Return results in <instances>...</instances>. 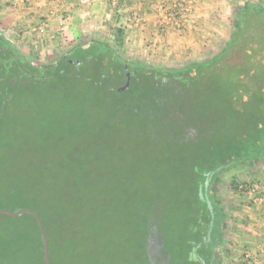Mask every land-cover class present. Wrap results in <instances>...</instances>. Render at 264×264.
Returning <instances> with one entry per match:
<instances>
[{"label":"trees","instance_id":"trees-1","mask_svg":"<svg viewBox=\"0 0 264 264\" xmlns=\"http://www.w3.org/2000/svg\"><path fill=\"white\" fill-rule=\"evenodd\" d=\"M124 46V31L115 29L110 45L91 43L79 51L80 57L70 53L56 65L37 67L0 37V80L5 81L4 88L0 83V132L25 94L49 99L57 91L65 102L72 97L82 114L95 108L97 112L86 116L93 123L99 121L102 132L120 127L130 132L132 128L142 139L146 137L143 128L158 130L154 137L170 150L171 158L165 161L171 160V173L166 178L151 173L166 191L157 184L153 192L147 191L145 204L135 207L136 190L125 188L116 194L115 189H107L109 184H128L122 183L120 166L98 171V178L91 181L98 189H86L88 184L80 183V190L66 192L60 207L41 198L38 179L15 180L7 187V200L0 199V209L29 208L37 213L48 237L51 264H218L217 243L224 218L220 204L209 196L214 181L219 172L237 163L264 158V63L258 61L264 53V6L240 0L224 49L189 66L161 67L128 60ZM128 73L130 87L119 92ZM9 133L7 129L13 137ZM190 133L194 140L186 139ZM59 142L48 144L59 148ZM179 159H183L180 169ZM216 162L201 172L199 163L204 168ZM64 164H60L62 170ZM171 176L176 182L170 183ZM106 195L118 201L116 209L111 207L114 202L105 204L110 202ZM0 196H4L2 189ZM173 241L183 254L178 249L170 254ZM0 264H46L42 234L31 214L0 215Z\"/></svg>","mask_w":264,"mask_h":264},{"label":"rangeland","instance_id":"rangeland-1","mask_svg":"<svg viewBox=\"0 0 264 264\" xmlns=\"http://www.w3.org/2000/svg\"><path fill=\"white\" fill-rule=\"evenodd\" d=\"M239 1L224 0L230 12V15L228 14L229 22L226 23V27H223L224 32L227 33V40L231 37L234 29L235 9ZM252 1L261 3L264 6V0ZM177 3V0H174L171 5H167L164 2L161 3L160 11L162 16L160 24L158 23L160 29L164 26H171L178 31H183L188 28L194 1L191 9L189 7L190 12L186 16L187 23L184 28L176 27L173 20L175 13L178 11L176 8ZM165 21L168 22L166 23ZM250 25L252 26V24ZM224 39L221 40L223 41ZM222 41H219L217 49L208 46L207 51L199 59L188 60L187 63L190 64L177 62L175 63L177 65L172 68L189 66L214 57L224 49L227 43L225 40L224 42ZM20 54L25 56L22 51H20ZM124 56L128 60L135 62L143 61V58L139 59V56H133L127 51H125ZM28 58L25 56V59L29 61ZM258 61L259 63H264V53ZM9 62L11 63V60ZM147 64L151 65L150 62ZM7 68V65H5L3 69V76L6 78ZM8 75L15 76L14 74ZM0 83H2V88H4L5 81L0 80ZM53 95L54 97L43 99L39 95L25 94L12 112V118L8 126L6 125L3 128V132H0V189L4 193V196H0V199L7 200L5 192L7 193V187L15 180V183H17L18 179L35 178L40 181L41 198H46L50 201L53 200V203L60 207V200L65 197L66 192H70L73 189L80 190L81 188L78 187L80 183H87L88 186H86V189H98L97 185L91 183V181L98 178L96 176L98 171L102 172L103 169L107 172L109 170L114 171L116 168L122 166V170H120V176L123 175L122 179H124L122 183L128 184L126 186L119 184L120 187L109 184L107 189L112 191L115 189L114 193L116 194L123 193V189L125 188L131 192L136 190L132 202L136 205H132L142 207L146 201L147 191L153 192L157 184H162L161 181H158L159 176L166 178L171 173V165L169 164L171 160L165 161L167 157L171 158L170 150H165L166 147L163 145L166 144H161L164 141H159V138L155 139L154 137L158 136V130L152 131V129L147 127L143 128L142 131L147 138L144 137L142 139L134 134L135 132L132 128L128 129L130 132L121 129V127L119 129H105L102 132L98 129L100 128L99 121L97 124L95 122L93 123L86 116L97 112L95 108H89V110L93 109L95 111L92 110L89 113L82 114V110L79 112L76 103H73L72 97L65 102L62 97L63 94H59L56 91ZM78 97H81V95ZM109 99L111 100V97ZM221 102L223 103L224 100L222 99ZM17 119L25 121L26 123L16 125L15 121ZM148 125L151 126L150 124ZM7 129L10 133H13V137L7 134ZM149 136L150 139H148ZM153 138L154 140H152ZM186 139L194 140V134L190 133ZM58 140L62 146L59 148H50L48 141L54 143ZM203 141H205L204 138ZM47 148H49V151H47ZM62 154L63 156L61 157ZM59 161H63L66 165ZM180 161H183V159H179L177 162L179 169ZM196 161L200 162L198 158H196ZM261 162H264L263 158L261 160H255L254 163L261 166ZM116 163L118 165H115ZM60 164H64L63 170L65 169V171L60 168ZM199 164L201 172H204L209 170V166L217 165V162L210 163L204 168L201 166V163ZM243 164L237 163V165L231 166L228 170L219 172L214 181L213 189L209 193V196L213 195L218 204H223L224 207L226 206L225 209H227L228 204L233 202L230 201V195L234 196L237 194L240 196L237 197L238 200L243 199L245 193L239 190L241 185H259L262 189L261 181L249 179L250 176H247V171H244L242 168ZM254 168L256 170L258 167L255 166ZM151 171H156L158 178L156 175L154 178V174ZM172 178L175 177L171 176V179H169L171 181L170 183L176 182L177 179ZM113 180L114 182L116 181L115 178ZM162 189L166 191V187L163 184ZM230 192H233V194H230ZM107 193L112 194L111 191H107ZM106 197L110 202L105 204L111 205L114 202L111 207H113L112 209H116L118 201L113 200L112 202L114 198L111 195H106ZM121 204L122 202L120 201ZM108 210L110 211V207H108ZM218 220L220 222V218ZM116 221H113V223H117ZM180 247L176 241L175 243L173 241L169 251L170 254L174 255L173 250L178 249L179 251L181 250ZM184 250H187V248L184 247ZM180 252L184 253L182 250ZM244 255L247 254L245 253ZM140 260L141 256H138L136 261L139 262ZM227 263L226 261L223 264Z\"/></svg>","mask_w":264,"mask_h":264},{"label":"crops","instance_id":"crops-1","mask_svg":"<svg viewBox=\"0 0 264 264\" xmlns=\"http://www.w3.org/2000/svg\"><path fill=\"white\" fill-rule=\"evenodd\" d=\"M193 1L189 26L178 31L158 27L161 3L171 5L174 0H0V34L32 65L48 67L70 53L76 58L91 43L112 44L115 29H122L123 53L153 66L174 67L177 62L199 59L208 46L217 49L223 38L228 41L223 29L229 22L227 3ZM41 27L46 32L39 37ZM254 162L242 168L249 179L261 181L264 190V162L261 166ZM237 197L230 195L233 202L227 209L218 204L224 218L218 264H264V203L255 195Z\"/></svg>","mask_w":264,"mask_h":264},{"label":"built area","instance_id":"built-area-1","mask_svg":"<svg viewBox=\"0 0 264 264\" xmlns=\"http://www.w3.org/2000/svg\"><path fill=\"white\" fill-rule=\"evenodd\" d=\"M177 13H175L174 15V22H175V26L178 28H184L186 27V23H187V15L190 12L191 9V5L193 3L192 0H177ZM190 7V9H189ZM174 14V13H173ZM171 15V14H170ZM172 19V18H171ZM169 19V20H171ZM166 23L168 21H165ZM38 32V36L40 37V35L44 34L46 32L45 27H41L39 29ZM239 190H241L242 192H244L245 194H250V195H255L257 197L258 201H261L262 203H264V190L261 189L259 187V185H252V186H246V185H241L239 187Z\"/></svg>","mask_w":264,"mask_h":264},{"label":"water","instance_id":"water-1","mask_svg":"<svg viewBox=\"0 0 264 264\" xmlns=\"http://www.w3.org/2000/svg\"><path fill=\"white\" fill-rule=\"evenodd\" d=\"M128 76V81L126 83V85H124L123 87L119 88L118 91L119 92H122L126 89H128L130 87V84H131V76H130V73L127 74ZM208 206H209V209L211 210V213H212V218L214 219L215 218V213L213 211V207L211 205V202H208ZM24 213H29L31 214L37 221L38 223V226H39V229L41 231V234H42V238H43V241H44V257H45V263L46 264H51V261H50V256H49V243H48V237H47V234L45 232V229H44V226H43V223L40 219V217L37 215V213H35L33 210L29 209V208H24V209H21L19 211H16V212H11V211H7V210H4V209H0V215H5V216H8V217H20L22 216ZM213 222H212V227H213ZM212 230H210V233H211ZM215 258V253L213 255V259Z\"/></svg>","mask_w":264,"mask_h":264},{"label":"flooded vegetation","instance_id":"flooded-vegetation-1","mask_svg":"<svg viewBox=\"0 0 264 264\" xmlns=\"http://www.w3.org/2000/svg\"><path fill=\"white\" fill-rule=\"evenodd\" d=\"M0 37H2L3 39H5L1 34H0ZM5 40H7V39H5ZM4 47L6 48V46H4ZM5 48H4V49H5ZM2 49H3V48H2Z\"/></svg>","mask_w":264,"mask_h":264}]
</instances>
